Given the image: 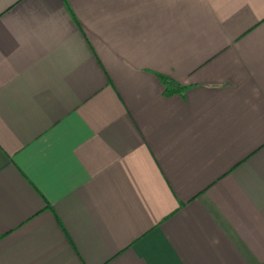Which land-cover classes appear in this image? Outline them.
Here are the masks:
<instances>
[{
    "label": "crops",
    "instance_id": "0c3cea01",
    "mask_svg": "<svg viewBox=\"0 0 264 264\" xmlns=\"http://www.w3.org/2000/svg\"><path fill=\"white\" fill-rule=\"evenodd\" d=\"M0 264H264V0H0Z\"/></svg>",
    "mask_w": 264,
    "mask_h": 264
},
{
    "label": "trees",
    "instance_id": "16d2710c",
    "mask_svg": "<svg viewBox=\"0 0 264 264\" xmlns=\"http://www.w3.org/2000/svg\"><path fill=\"white\" fill-rule=\"evenodd\" d=\"M173 84V83H172Z\"/></svg>",
    "mask_w": 264,
    "mask_h": 264
}]
</instances>
